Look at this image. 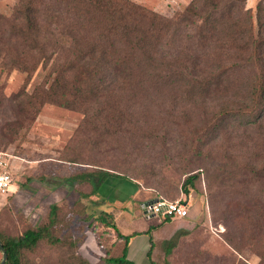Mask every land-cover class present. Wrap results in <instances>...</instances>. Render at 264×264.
<instances>
[{"label":"trees","instance_id":"16d2710c","mask_svg":"<svg viewBox=\"0 0 264 264\" xmlns=\"http://www.w3.org/2000/svg\"><path fill=\"white\" fill-rule=\"evenodd\" d=\"M245 2L191 0L166 18L129 0H15L9 16L0 13V73L24 74L25 87L5 98L0 86V107L2 101L10 102L14 116L12 123L0 127V137L5 144L12 143L29 129L45 104H53L81 112L76 135L85 136V145L99 150L109 140L128 134L136 106L201 108L212 113L202 140L218 134L216 141L222 130L233 128L236 122L241 129L237 145L252 148L251 157L234 165L223 182L239 178L244 187L256 181L263 187L264 4L257 3L254 24ZM38 71L43 73L42 82L28 94L26 86ZM153 150L154 146L148 152ZM68 161L93 166L70 178L87 182L89 196L98 193L110 177L133 182L96 164ZM196 179L192 174L183 180L185 196ZM263 192L246 201L242 216L253 226V237L248 240H254L249 244L261 262ZM58 211L57 205L50 206L45 224L18 236L0 232L6 264H23V254L35 251L42 242L60 243L55 233L62 224ZM100 220L114 231L120 246L118 255L105 256L101 264H133L127 259V248L137 235L148 237L149 264H170L167 259L160 263L152 258L153 225L124 235L112 212H101ZM171 220L162 218L159 223ZM239 232L245 237L247 229ZM223 241L241 254L242 248L231 237ZM79 264L89 263L81 260Z\"/></svg>","mask_w":264,"mask_h":264},{"label":"rangeland","instance_id":"374dc122","mask_svg":"<svg viewBox=\"0 0 264 264\" xmlns=\"http://www.w3.org/2000/svg\"><path fill=\"white\" fill-rule=\"evenodd\" d=\"M129 1L171 18L191 0ZM258 2L264 4V0L245 2L254 24ZM14 4L15 0H0V13L9 16ZM42 78L43 73L38 71L26 92L30 94ZM0 86L9 98L25 87V75L17 71L0 73ZM2 104L0 127L14 121L10 102ZM133 116L128 134L109 140L99 150L85 145V136L76 135L83 114L53 104H45L29 129L21 131L12 143L5 144L0 137V151L13 158L14 177L11 189L0 194V232L18 236L28 228L45 224L52 205L58 206L62 221L55 232L60 243H40L35 251L23 254V264H79L81 260L101 264L105 256L118 255L120 246L114 231L100 220L101 212L109 211L114 212L117 227L124 235L144 231L148 225L155 227L152 258L160 263L163 259L170 264L260 263L249 244L254 240H248L253 237V226L242 216L246 201L260 195L264 186L256 181L244 187L239 178L223 182L228 181L224 176L234 165L251 157V147L237 145L236 136L241 135L238 123L222 130L214 141L218 134L202 140V132L212 119L211 111L163 104L136 106ZM68 160L126 175L138 183V190L133 195L125 189L132 185L130 182L110 177L106 186L89 196L91 187L87 182L70 178L93 170V166ZM192 174L197 179L185 196L181 184ZM157 197L187 203L188 216L165 223L146 216L145 203ZM242 229H247L245 237L239 232ZM255 233L260 235L257 230ZM227 236L240 245L241 254L225 244ZM147 250V238L137 235L129 243L127 259L133 264H149ZM1 257L0 253V261Z\"/></svg>","mask_w":264,"mask_h":264},{"label":"built area","instance_id":"2783aa9c","mask_svg":"<svg viewBox=\"0 0 264 264\" xmlns=\"http://www.w3.org/2000/svg\"><path fill=\"white\" fill-rule=\"evenodd\" d=\"M12 156L0 151V194L8 192L13 186V171H12ZM152 204L148 205L146 202L147 211L146 216L158 218L182 219L188 216V204L179 201H168L163 198H154ZM144 205V207H145ZM144 210V208H143Z\"/></svg>","mask_w":264,"mask_h":264},{"label":"crops","instance_id":"0c3cea01","mask_svg":"<svg viewBox=\"0 0 264 264\" xmlns=\"http://www.w3.org/2000/svg\"><path fill=\"white\" fill-rule=\"evenodd\" d=\"M129 182V181H128ZM105 183H106V181L104 182V184H103V186L102 187H104V186H106L105 185ZM132 185H129V188H127L128 186H125V189H129V191H133V195H134V193L138 190V188H137V186L135 185V183H133V182H130ZM112 184H110V186H111ZM107 189H109V188H107ZM111 203H112V201H111ZM110 212V211H109ZM113 216H114V218L116 219V217H115V214H114V212H113ZM149 226V225H148ZM141 236H144V237H146L147 238V241H148V237L146 236V235H141ZM134 238V237H133ZM133 238H131V240L133 239ZM131 240H130V242H131ZM129 242V243H130ZM128 247H129V244H128ZM148 250H149V244H148ZM148 250H147V252H148ZM127 252H128V248H127ZM146 256H147V253H146Z\"/></svg>","mask_w":264,"mask_h":264},{"label":"water","instance_id":"95a60500","mask_svg":"<svg viewBox=\"0 0 264 264\" xmlns=\"http://www.w3.org/2000/svg\"><path fill=\"white\" fill-rule=\"evenodd\" d=\"M152 203H153V201H149L147 204L150 205ZM146 205H145L144 210H143L144 213L147 211ZM0 253H1V256H2L0 264H6V262H7V254H6V251H5L1 241H0Z\"/></svg>","mask_w":264,"mask_h":264}]
</instances>
